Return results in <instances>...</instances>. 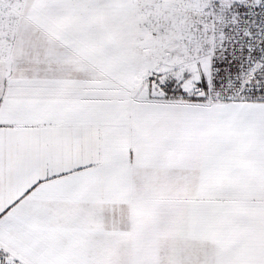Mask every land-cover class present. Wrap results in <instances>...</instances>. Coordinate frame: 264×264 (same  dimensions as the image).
Listing matches in <instances>:
<instances>
[{"label":"snow or ice","instance_id":"obj_1","mask_svg":"<svg viewBox=\"0 0 264 264\" xmlns=\"http://www.w3.org/2000/svg\"><path fill=\"white\" fill-rule=\"evenodd\" d=\"M0 264H264V0H0Z\"/></svg>","mask_w":264,"mask_h":264}]
</instances>
